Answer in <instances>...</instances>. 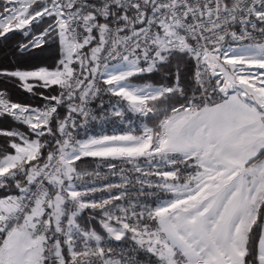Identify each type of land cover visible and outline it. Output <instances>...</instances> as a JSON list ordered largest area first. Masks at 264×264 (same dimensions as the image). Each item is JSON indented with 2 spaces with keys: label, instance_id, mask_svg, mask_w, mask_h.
<instances>
[{
  "label": "snow or ice",
  "instance_id": "6c2138e0",
  "mask_svg": "<svg viewBox=\"0 0 264 264\" xmlns=\"http://www.w3.org/2000/svg\"><path fill=\"white\" fill-rule=\"evenodd\" d=\"M17 35L0 264H264V0H0Z\"/></svg>",
  "mask_w": 264,
  "mask_h": 264
},
{
  "label": "trees",
  "instance_id": "16d2710c",
  "mask_svg": "<svg viewBox=\"0 0 264 264\" xmlns=\"http://www.w3.org/2000/svg\"><path fill=\"white\" fill-rule=\"evenodd\" d=\"M20 39L19 35L13 37L12 40L0 43V67H12L15 66L18 62V58L15 57L12 53V49L14 47L15 40ZM55 59V49H50L43 53L39 59H25L22 61L23 66H32L33 64H47L51 65L54 63ZM153 82L159 80L158 76L151 77ZM7 88L9 90V95L11 96L12 100L15 102H22L25 104H32V105H39L41 101L39 98H34L31 95L17 89L13 85L3 80H0V89ZM107 103V99L105 100ZM139 121L136 120L131 114H127L126 118L121 121L116 118H110L104 121H94L89 122L87 125V133L90 135L100 134L101 132L106 134H112L113 132L121 133L123 131H127L129 127H137L139 125ZM16 127L15 122H13L10 118L0 119V128H10ZM83 134V133H82ZM2 140V138H0ZM85 167H95V162L91 159L85 161ZM103 171H107L103 169ZM115 181V178H113ZM98 227V226H97ZM139 259L141 264H150L151 257L146 254L141 253L139 255Z\"/></svg>",
  "mask_w": 264,
  "mask_h": 264
}]
</instances>
